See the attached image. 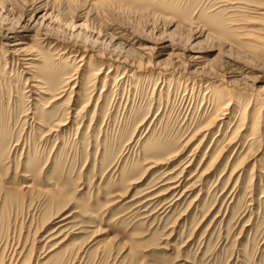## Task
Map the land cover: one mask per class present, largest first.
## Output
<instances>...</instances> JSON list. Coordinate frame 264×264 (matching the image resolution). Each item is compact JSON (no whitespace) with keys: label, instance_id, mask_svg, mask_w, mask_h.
I'll return each mask as SVG.
<instances>
[{"label":"rangeland","instance_id":"obj_1","mask_svg":"<svg viewBox=\"0 0 264 264\" xmlns=\"http://www.w3.org/2000/svg\"><path fill=\"white\" fill-rule=\"evenodd\" d=\"M262 12L0 0V264H264Z\"/></svg>","mask_w":264,"mask_h":264},{"label":"bare ground","instance_id":"obj_2","mask_svg":"<svg viewBox=\"0 0 264 264\" xmlns=\"http://www.w3.org/2000/svg\"><path fill=\"white\" fill-rule=\"evenodd\" d=\"M46 2H47V1H46ZM44 3H45V2H44ZM259 14H264V12L259 13ZM18 44H19V43H15V44H13V45H11V46L14 47V46H17ZM9 46H10V45H9ZM12 49H14V50H12V52H13V51H15V52H20V51H22L21 49L19 50L18 48H15V47L12 48ZM10 52H11V51H10ZM14 54H15V53H14ZM30 54H31V53H30ZM16 55H18V54H16ZM22 55H23V54H22ZM30 58H31V57H30ZM30 58H29V59H30ZM29 59H25V60H29ZM22 60H23V59H22ZM70 80H74V78H73V79H70ZM37 88H38V87H37ZM220 113H221V112H220ZM216 117H217V116H216ZM211 118H212V117H211ZM219 118H220V117H219ZM210 120H211V119H210ZM210 120H209V121H210ZM215 120H217V119L214 117L213 121H215ZM218 120H219V119H218ZM213 121H211L210 123H212ZM213 123H214V122H213ZM205 126H206V125H205ZM54 128H56V127H54ZM49 131H51V130H49ZM202 131H204V130H202ZM206 132H207V131H206ZM206 132H205V133H206ZM205 133H204V134H205ZM208 133H209V132H208ZM204 134H203V135H204ZM235 142H236V141H235ZM233 143H234V142H233ZM229 144H230V143H229ZM215 160H216V159H215ZM156 162H157V161H156ZM154 163H155V162H154ZM188 163H189V162H188ZM157 164H158V163H157ZM160 164H161V162H160ZM163 164H164V163H163ZM234 169H236V168H234ZM236 170H237V169H236ZM233 172H234V171H232V173H233ZM177 181H178V180H177ZM171 182H172V181H171ZM171 182H170V183H171ZM177 183H178V182H177ZM174 184H175V183H174ZM172 186H173V185H172ZM178 186H179L178 184H177V185L175 184V186L171 187V190L177 188ZM175 190H177V189H175ZM183 191H184V190H183ZM186 191H187V190H186ZM180 194H182V192H181Z\"/></svg>","mask_w":264,"mask_h":264}]
</instances>
